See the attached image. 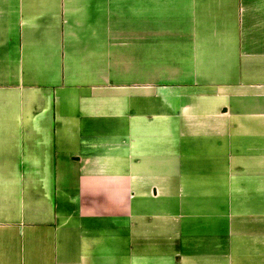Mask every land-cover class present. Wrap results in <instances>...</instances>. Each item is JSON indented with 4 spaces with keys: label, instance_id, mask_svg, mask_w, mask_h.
Wrapping results in <instances>:
<instances>
[{
    "label": "crops",
    "instance_id": "crops-1",
    "mask_svg": "<svg viewBox=\"0 0 264 264\" xmlns=\"http://www.w3.org/2000/svg\"><path fill=\"white\" fill-rule=\"evenodd\" d=\"M0 264H264V0H0Z\"/></svg>",
    "mask_w": 264,
    "mask_h": 264
}]
</instances>
